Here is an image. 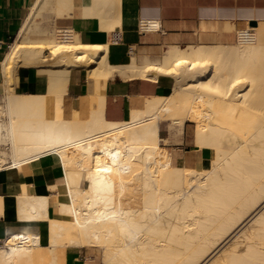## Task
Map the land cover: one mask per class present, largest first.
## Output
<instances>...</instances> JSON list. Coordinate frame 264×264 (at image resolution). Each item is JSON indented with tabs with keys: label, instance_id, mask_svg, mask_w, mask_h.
Masks as SVG:
<instances>
[{
	"label": "bare ground",
	"instance_id": "1",
	"mask_svg": "<svg viewBox=\"0 0 264 264\" xmlns=\"http://www.w3.org/2000/svg\"><path fill=\"white\" fill-rule=\"evenodd\" d=\"M55 1L64 6L57 16L72 11L71 0ZM29 26L5 57L8 84L17 66L55 63L52 85L77 66L96 80L169 76L175 84L124 122H108L102 107L87 120H44L35 97L9 91L0 106V170L56 156L66 198L49 223L51 246L13 235L0 246V264H57L65 246L97 251L101 264H264V23L237 30L236 44L173 46L126 66L108 63V46L84 45L72 34L29 40ZM157 29L155 21L142 25ZM167 123L179 136L194 125V146L212 151L204 168L161 161ZM20 206L23 218H42L46 199L21 197Z\"/></svg>",
	"mask_w": 264,
	"mask_h": 264
},
{
	"label": "crops",
	"instance_id": "2",
	"mask_svg": "<svg viewBox=\"0 0 264 264\" xmlns=\"http://www.w3.org/2000/svg\"><path fill=\"white\" fill-rule=\"evenodd\" d=\"M38 1L0 0V106L4 105L9 91H15L16 96L35 97L38 115L44 120H52L58 115L66 120H87L102 107L108 122H124L143 110L149 97L171 94L175 83L169 76L151 81L118 74L96 80L89 75L87 68L78 66L70 69L65 84L55 83L58 86L55 87L49 74L50 70L61 68L55 64L29 68L18 66L13 81L8 84L3 63L11 44L20 39L27 23L30 25V32L26 35L29 40L44 41L50 36H60L61 40L63 34H72L75 37L71 38L77 37L81 44L108 46L111 66H126L130 62V48L134 49L135 58L141 63L145 56L152 60L160 58L173 46L231 45L236 41L234 33L237 30L251 27L252 22H257V26L264 23V0H71L72 11L65 12L64 16H57L56 12L61 10L56 7L64 6L60 4V7L55 0H49V3L44 0L40 4ZM46 5L50 6L49 13ZM52 8L56 11L53 12ZM154 21L159 23V29L152 32L142 30L144 22ZM115 34H120L121 42H113ZM55 88L56 92L53 91ZM58 88L64 90L62 94H58ZM2 119L7 120L6 117ZM185 135L186 129L182 142L172 149H168L173 142L171 135L169 138L161 135L168 143L161 144L160 157L168 165L185 163L199 168L212 158V151L183 149ZM63 184L64 173L56 156L41 158L19 170H0V246L9 237L26 233L38 236L40 246L49 248V223L58 218L57 208L66 198ZM21 197L46 199L42 218H23ZM95 261L92 249L58 248L57 264H94Z\"/></svg>",
	"mask_w": 264,
	"mask_h": 264
},
{
	"label": "rangeland",
	"instance_id": "3",
	"mask_svg": "<svg viewBox=\"0 0 264 264\" xmlns=\"http://www.w3.org/2000/svg\"><path fill=\"white\" fill-rule=\"evenodd\" d=\"M235 35H237V32L234 33V36ZM236 43H237V37H236V41L233 44H236ZM55 64H52L51 66H53ZM56 65H59L60 66V64H56ZM81 67H84V66H81ZM193 126L194 125L191 124V123H187L186 124V127H185V129H186V135L184 137L185 140H184V142L182 144L183 149L190 150V149H195L196 148L194 146L193 142H192V138H193ZM175 132L176 131L173 129V127L170 125V123L165 124L161 128V135H162L163 138H169L170 135H171V138H172V141L173 142H170V144L168 145V149H172V148L176 147L177 144H180L182 142L183 135L179 136V135L175 134ZM161 161L165 163V161H163L162 159H161ZM205 166H206V164L202 165L198 169H202ZM95 255H96V261H95L94 264H101V254L99 252L95 251Z\"/></svg>",
	"mask_w": 264,
	"mask_h": 264
},
{
	"label": "built area",
	"instance_id": "4",
	"mask_svg": "<svg viewBox=\"0 0 264 264\" xmlns=\"http://www.w3.org/2000/svg\"><path fill=\"white\" fill-rule=\"evenodd\" d=\"M71 36L69 34H63L61 36V40H67V39H70ZM113 42L114 43H118V42H121V37H120V34H115L114 37H113ZM128 56H129V60L132 61L133 58H135V55H134V49L133 48H130L129 52H128Z\"/></svg>",
	"mask_w": 264,
	"mask_h": 264
},
{
	"label": "water",
	"instance_id": "5",
	"mask_svg": "<svg viewBox=\"0 0 264 264\" xmlns=\"http://www.w3.org/2000/svg\"><path fill=\"white\" fill-rule=\"evenodd\" d=\"M257 22H252L251 26H256Z\"/></svg>",
	"mask_w": 264,
	"mask_h": 264
}]
</instances>
